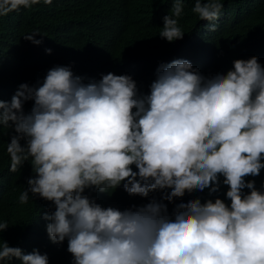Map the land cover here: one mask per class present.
<instances>
[{"label": "clouds", "instance_id": "9594fccd", "mask_svg": "<svg viewBox=\"0 0 264 264\" xmlns=\"http://www.w3.org/2000/svg\"><path fill=\"white\" fill-rule=\"evenodd\" d=\"M39 3L0 0V17ZM172 5L159 33L170 43L185 34L184 0ZM221 9L220 0H195L192 12L215 31ZM37 35L23 38L40 45ZM155 76L140 86L144 94L130 75L107 70L86 82L57 65L37 85L22 83L10 101L0 99V129L13 133L9 170L32 166L19 203L38 196L54 205L46 231L55 244L67 240L73 264H264V191L246 179L264 170V66L256 56L236 59L226 73L206 77L176 59L160 63ZM221 184L230 204L219 197L175 203L186 192L211 196ZM121 185L131 197L161 196L121 210L85 194L111 195ZM8 227L0 221V233ZM14 258L49 264L38 249L26 254L0 243V264Z\"/></svg>", "mask_w": 264, "mask_h": 264}, {"label": "trees", "instance_id": "16d2710c", "mask_svg": "<svg viewBox=\"0 0 264 264\" xmlns=\"http://www.w3.org/2000/svg\"><path fill=\"white\" fill-rule=\"evenodd\" d=\"M53 0L30 9L21 8L0 17V99L10 101L22 83L35 86L42 82L49 69L61 65L71 66L75 75L99 80L107 70L127 74L140 86L151 84L160 63L176 59L189 60L204 76L226 73L236 59L258 57L264 66V0H220L222 9L215 31L207 27L208 21L200 20L192 12L195 0H184V12L179 25L184 38L168 42L159 36L163 17L170 13L172 0ZM38 31L35 45L23 37ZM51 49V54L46 52ZM32 101L24 105L30 112ZM13 133L0 129V221L9 227L0 233V243L20 247L31 253L38 249L47 254L49 264H73V256L67 251V240L53 243L46 231L49 221L45 214L54 211V205L38 196L27 204H20L18 197L26 189L27 178L33 175L30 162L17 172H11L7 144ZM23 143V142H22ZM133 170L138 169L133 166ZM257 189L264 191V170L256 177ZM223 177H221V182ZM227 186L221 184L218 193L209 195V190L185 193L183 198H199L201 202L226 198ZM111 195L95 189L85 194L103 207L124 210L131 205L146 204L161 193H152L149 198L131 197L121 185L110 189ZM245 192L250 190L245 189ZM165 203H168L165 201ZM171 212L174 204L168 203ZM10 264H20L13 259Z\"/></svg>", "mask_w": 264, "mask_h": 264}]
</instances>
